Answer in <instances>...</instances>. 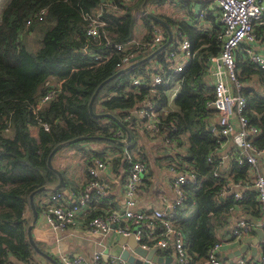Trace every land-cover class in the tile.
Returning <instances> with one entry per match:
<instances>
[{"label": "trees", "instance_id": "1", "mask_svg": "<svg viewBox=\"0 0 264 264\" xmlns=\"http://www.w3.org/2000/svg\"><path fill=\"white\" fill-rule=\"evenodd\" d=\"M151 1L155 0H145L144 6ZM120 2L112 0L113 4L123 7ZM141 2L132 1L117 16L101 7L102 0H7L4 3L0 13V264H15L7 260V255H12L16 262L27 263L35 252L26 237V227L32 221L29 193L33 191L35 222L41 212L40 201L51 191L60 189L55 187L58 176L53 168L60 172L65 187L74 185V173L52 163L60 148L80 151L84 163L89 157L116 152L118 155L112 163L114 166L120 163L122 168L145 152L143 149L150 139L146 130L136 126L134 119L123 121L121 115L136 107L145 94V87L130 85V79L147 78L150 60L141 61L105 81L91 103L92 112L109 113L126 127L129 139L124 144L108 139L116 130L124 138V130L112 118L93 116L87 109L97 84L124 66H116L123 55L112 44L131 38L136 12L140 13L145 27L142 39L150 38L151 26L157 21L140 12ZM183 6L186 14L185 5H178ZM42 8L41 19H37L36 14ZM99 8L103 22L99 34L96 38L86 37L82 33L83 15H94ZM205 13L209 12L204 10ZM164 23L171 32V39L156 54V72L168 70L164 52L172 46L176 32L188 39L192 52L186 66L173 75L168 84L158 85L156 107L162 123L170 121L175 126L170 134L178 146L177 158L194 169L198 180L195 186L186 187V198L176 216L183 245L190 261L194 262L204 257L206 248L217 236L229 232L231 221L227 207L232 201L217 194L220 178L212 176L214 162L206 160L215 133L208 128L212 111L204 105L211 98L212 90L206 82L205 62L219 49L218 24L213 22L211 28L198 29L172 14H166ZM112 24L114 36L106 40L102 30L109 31ZM78 32L80 36L75 37ZM149 52L138 49L133 54L144 56ZM242 53L243 44H239L234 50L235 69L243 83L246 106L251 111L247 115L260 128L256 143L261 144L264 119L256 121L252 113L264 109V94L258 89L259 86L264 88V71L243 58ZM175 84V96L167 105L169 88ZM49 89H53V96L35 108ZM96 105L100 106L99 110L95 109ZM79 135L102 137L61 145L50 156L52 168L47 166V154L55 144ZM88 142L101 145L84 147ZM123 150L127 151L128 158ZM233 166L231 164V168ZM234 170L239 176L244 174L243 167ZM40 186L44 189L34 191ZM238 204L243 213L250 217L257 215L252 190L244 193ZM94 213L96 211L89 216ZM34 244L43 249L39 241L34 240Z\"/></svg>", "mask_w": 264, "mask_h": 264}, {"label": "built area", "instance_id": "2", "mask_svg": "<svg viewBox=\"0 0 264 264\" xmlns=\"http://www.w3.org/2000/svg\"><path fill=\"white\" fill-rule=\"evenodd\" d=\"M2 1L0 0V13L4 5ZM120 1L126 3L131 0ZM166 1L161 3L162 7L158 11L160 22L151 26L150 38L145 43L127 40L112 44L123 55L116 66L127 64L128 58L138 49L152 52L148 77L130 79V85L144 86L145 94L136 107L121 115V119L127 121L131 117L136 126L146 130L149 135L150 143L155 149V158L165 172L163 188L158 196L159 206L137 205L142 175L147 171L148 162L144 154L136 155L121 172V208H107L82 219L84 228L97 235L92 254L86 257L58 250L60 264H124L113 255L105 262L102 261L105 247L103 238L109 231L114 235H131L140 248L153 249L155 255H166V264H264V131L261 144H257L255 138L259 135L260 128L247 115L251 111L246 106L242 93L243 83L237 76L234 61V50L239 44H243L242 57L264 71V53L255 51L250 45L256 42L264 45V0H203L213 3L219 24L217 37L220 41L218 51L208 56L205 62V76L208 77L212 90L211 98L204 105L212 111V130L215 133L214 143L206 154V160L214 162L211 174L220 178L217 194L229 198L232 203L227 207L231 219L229 232L217 237L206 248L204 257L194 262L190 261V255L183 245L176 216L178 207L186 198V187L195 186L198 180L194 169L177 158L178 146L170 134L175 126L170 121L162 123L156 107L158 85L168 84L171 77L186 66L192 54L188 39L177 35L172 46L164 52V57L169 62L168 70L156 72V54L166 36V10L163 8ZM111 3L112 0H102L101 7ZM101 10L99 8L94 15H83L82 33L86 37L98 36V29L103 24L99 18ZM43 12V8L38 10L36 18L41 19ZM202 14L203 10H198V15ZM79 36V32L75 33V37ZM176 89L177 84L169 88V100L175 96ZM53 94V89H49L35 104V108ZM263 111L252 113L256 121L264 119ZM43 127L46 128V125L43 124ZM113 138L123 139L119 130L114 132ZM123 154L128 158L126 150H123ZM117 155L116 152L108 151L102 157H90L84 164L86 177L80 185L67 189L66 193L62 189L53 190L40 201L43 223L48 229L55 232L66 231L78 223L79 217L84 216L85 209L92 202L108 198L109 185L106 177L112 168L113 158ZM231 164H234L232 168ZM241 167L244 168V174L239 176L235 174L234 168ZM250 190L255 193V217H250L245 211L243 213L238 204L244 193ZM256 228L261 231L262 247L254 259L249 257L245 260L234 255L236 257L226 260L218 256L224 245L232 243L239 246Z\"/></svg>", "mask_w": 264, "mask_h": 264}, {"label": "crops", "instance_id": "3", "mask_svg": "<svg viewBox=\"0 0 264 264\" xmlns=\"http://www.w3.org/2000/svg\"><path fill=\"white\" fill-rule=\"evenodd\" d=\"M134 0H131L129 2H120L123 7L120 6V4H108L105 5L104 8L106 10H109L114 16H117L122 13L123 8L126 7L127 4L131 3ZM164 0H155L149 2L148 7H145L143 5V10L145 12H150L154 16L158 14V11L162 7V4L160 5V2L162 3ZM166 3V4H165ZM164 3L163 8L166 10V14H172L173 17H179L180 19H183L187 24L193 25L198 29H208L211 28L214 23L218 24L217 20V15L214 10L213 3L211 1H203V0H167ZM185 5L186 7V14L184 13V6L183 7H178V5ZM207 10L209 13L202 14L201 16L198 15V10ZM140 12L141 7H140ZM111 21L109 22V24ZM107 24V23H105ZM151 25V23H150ZM219 25V24H218ZM114 24H112L109 27L108 30H102V35L106 40H109L111 37L114 36ZM145 33V27L142 25L141 20H140V13L136 12L135 13V23L132 29V36L129 40H133L137 43H145L142 39L143 34ZM171 33V32H170ZM184 36L180 35L179 32H176V36ZM185 37V36H184ZM167 38V33L165 36V39L163 42H165ZM171 39V37H170ZM169 43V42H168ZM251 47L257 51L264 53V45L261 44L260 42L256 43H251ZM140 54V53H137ZM150 60V58L148 59ZM158 67V64H157ZM206 77V82L209 84L208 77ZM171 100V99H170ZM168 101V100H167ZM96 110L100 109L99 105L95 106ZM98 112V111H95ZM213 118V117H211ZM94 146H92V143L90 146L92 147H99L101 143L99 142H94ZM89 144H84V147L88 146ZM70 149V150H68ZM65 149L70 154L66 156L68 158L67 161H62L59 158H57V162L53 161L52 158V163L57 166V167H67L68 169L71 170L74 173L73 180H74V185L69 186V187H63L60 188L64 193H66L67 189H70L71 187H77L80 185L83 180L85 179V173H84V161H83V154L81 153L79 157L76 158L74 155V150L71 148ZM145 152L142 153L145 155V157L148 159V168L146 173L142 175V184L139 188L138 191V199H137V205H153V206H159V194L161 191V188H163V178L165 176V172L161 167L160 162L157 161L156 153L154 147L151 145L150 140L147 142V147L143 149ZM65 152V151H62ZM61 151L58 153H62ZM90 158V157H89ZM88 160V159H87ZM68 163V164H67ZM72 163L74 165V169L72 170ZM57 164V165H56ZM62 164L63 166H58ZM122 164L118 163L116 166L112 165V168L109 169L108 176L106 177L107 183L109 185V196L108 198H100L97 199L96 201L92 202L91 205H89L85 209L84 216L79 217L78 223L73 226L69 227L66 231H52L48 229L45 224L43 223V217L41 212L38 213L37 219L35 222L32 219L30 222L31 228H30V234L31 237L34 240L39 241V243L42 244L43 249H39L42 251L44 254L47 256H44L38 252H34L30 256V260L27 263L23 262H16L14 257L12 255H7V260L11 263L15 264H60L58 261L57 257V252L60 250V252H65L66 254L69 255H75V254H80L86 257H89L92 254L93 248L95 247L94 240L97 238L96 234L91 233L90 231L86 230L84 228V225L82 223L83 217L89 216L92 212H100L104 209L107 208H115L119 209L122 206ZM65 189V191H64ZM31 209V208H30ZM32 214V213H31ZM95 214V213H94ZM36 218V216H35ZM230 224H228V227L230 229ZM225 235V234H223ZM223 235H219L217 237H222ZM119 235H114L111 231H109L105 237L103 238V242L105 247L103 248L102 252V261L105 262L107 258L112 256L111 254L107 253V249L109 246L113 244V242L117 239ZM255 236V232L250 233L248 236H246L242 241L243 242H248V240L252 239ZM59 237V239L57 238ZM261 238V237H260ZM260 238L256 241L254 244L255 249L254 252L251 253L250 251V246L252 245L251 242L249 241L247 243L246 249L244 252L247 253V259L249 257H254L258 255V253L261 251V242ZM239 244V246L241 245ZM238 244H226L224 245L220 251L218 252V256L220 258H224L226 260H229L234 257L233 251L234 249L238 248ZM242 252V253H244ZM156 256H162V258H167L166 255L163 254H158ZM250 259V260H252ZM168 262V258L166 262H162L161 264H166Z\"/></svg>", "mask_w": 264, "mask_h": 264}, {"label": "water", "instance_id": "4", "mask_svg": "<svg viewBox=\"0 0 264 264\" xmlns=\"http://www.w3.org/2000/svg\"><path fill=\"white\" fill-rule=\"evenodd\" d=\"M144 2H145V0H142V2L140 4L141 11L144 14H146L149 18H151V19H153V20H155L157 22H160V19L158 17L154 16L150 12H145L143 10ZM165 28H166L167 38H166L165 42L162 43L160 48H162L163 46L167 45L169 40H170V37H171V33H170L169 28L166 25H165ZM151 56H152V52H149V53H147L144 56H141V54H133L132 56H130L128 58L127 64H125L124 66H122V68L118 69L112 75L108 76L107 78H105L104 80H102L100 83L97 84V86L94 88V90H93L92 94L90 95L89 100L87 102V109H88V111H89V113L91 115L96 116V117H100V116L110 117L124 130V138L123 139L119 140V139H116V138H113V137L112 138H108L111 141L116 142L117 144L122 145L129 139L126 127L123 126L118 121L117 118L113 117L109 113L92 112V110H91L92 100H93L97 90L100 88V86L105 81L111 79L115 75L119 74L122 71L127 70L128 68L132 67L133 65H135V64H137V63H139L141 61L148 60L149 58H151ZM129 119H131V117ZM208 122H209L208 123V128H209V130H211L212 127H213V124H212L213 123V118H210ZM91 137L99 139L102 136H100V135H95V136L79 135V136H76V137L70 138L68 140H65L63 142H59V143L55 144L52 147V149L50 150V152L47 154V158H46L47 166L51 167L50 156L61 145L69 143V142H73V141H76V140L85 139V138H91ZM53 169H54V171L56 172V174L58 176V180H57V183L55 184V187L56 188H59V187L63 188L64 187V182H63V179L61 177L60 172L58 170H56L55 168H53ZM41 189H44V187L40 186V187L36 188L34 191H38V190H41ZM64 191H65V189H64ZM32 193H33V191L29 193L28 200H29V206L31 208L32 219L34 220L35 216H36V212H35L32 200H31ZM30 228H31V224L27 225V227H26V237H27L28 242L31 244V246L33 247L34 251H36V252H38V253H40V254H42L44 256H47L42 251H40L38 249V247L34 244V241H33L32 237H31V234H30ZM254 232H255V236L252 239L248 240V242L250 241L251 244H252L250 246L251 253L254 252V249H255L254 244L261 237L260 229L256 228V229H254ZM248 242H243L238 248L234 249L233 253L234 254H239V253L243 252L246 249V246H247ZM153 251H154L153 249L145 250L143 248H140V246H138L136 244L135 240L133 239V237L131 235L126 236V237L122 236V235L121 236L119 235L117 237V239L113 242V244L111 246H109V248L107 249V253L108 254H111L113 256H117L118 258H120L123 261L124 264H161L162 262H166L167 261V258H162V256H156L155 254H153Z\"/></svg>", "mask_w": 264, "mask_h": 264}, {"label": "rangeland", "instance_id": "5", "mask_svg": "<svg viewBox=\"0 0 264 264\" xmlns=\"http://www.w3.org/2000/svg\"><path fill=\"white\" fill-rule=\"evenodd\" d=\"M5 1L6 0H3L2 2L3 3H5ZM148 5H149V2H147L146 4H145V7H148ZM252 85L253 86H256V85H254L253 83H252ZM259 90H260V92L262 93V94H264V88L263 87H260L259 86V88H258ZM168 95H169V91H168ZM170 104V100L168 99V101H167V105H169ZM150 140V139H149ZM91 143H92V146H94L95 144H94V142H88V143H86V144H89V145H91ZM65 149H68V148H66V147H62V148H60L55 154H54V158H53V161L54 162H57V158H59L60 160H62V161H67L68 160V158L66 157V156H68L69 154H70V152H68L67 150H65ZM68 150H70V149H68ZM62 152V151H65V152H62V153H58V152ZM80 151H75L74 150V155L76 156V158L77 157H79L80 156ZM153 154H154V152H153ZM69 157V156H68ZM68 164V163H67ZM69 164H72V163H69ZM57 165V164H56ZM58 166H63L62 164H60V165H58ZM72 170L74 169V165L72 164ZM67 168H68V165H67ZM237 256H241V257H243L245 260L247 259V253L246 252H244V253H241L240 255H237ZM234 257H236V256H234ZM233 257V258H234Z\"/></svg>", "mask_w": 264, "mask_h": 264}]
</instances>
